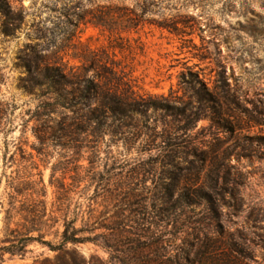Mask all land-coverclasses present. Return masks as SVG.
<instances>
[{
    "label": "rangeland",
    "instance_id": "374dc122",
    "mask_svg": "<svg viewBox=\"0 0 264 264\" xmlns=\"http://www.w3.org/2000/svg\"><path fill=\"white\" fill-rule=\"evenodd\" d=\"M8 2L24 22L14 36L0 33V247L32 228L58 247L65 221H74L89 241L61 250L29 242L23 254L0 252V264H192L195 251L188 261L182 253L191 233L185 217L160 220L150 205L168 145L179 139L191 152L188 159L204 168L202 179L214 160L231 152L229 162L246 182L243 209L230 212L226 234L242 230L249 238L253 259L240 264H264V158L256 157L260 146L244 139L264 135V0ZM29 46L44 59L42 67L77 77L85 70L90 78L116 74L140 96L174 110L148 111L126 142L101 144L93 165L86 144L79 151L51 140L40 146L37 113L52 109L54 95L47 86H32L24 67L32 59ZM222 70L239 106L198 105L193 88L200 81L214 91ZM189 100L199 108L190 124V110L183 108ZM214 106L229 129L212 121Z\"/></svg>",
    "mask_w": 264,
    "mask_h": 264
},
{
    "label": "trees",
    "instance_id": "16d2710c",
    "mask_svg": "<svg viewBox=\"0 0 264 264\" xmlns=\"http://www.w3.org/2000/svg\"><path fill=\"white\" fill-rule=\"evenodd\" d=\"M0 16L3 19L0 33L5 36H14L24 22L22 11L14 10L8 0H0ZM28 48L32 51V59L24 67L32 75V86H47L54 95L53 104L49 106L52 109L37 113L41 125L34 129V134L40 146L51 140L56 147L79 151L80 146L86 144L85 148L90 153L89 164L93 165L99 159L101 144L108 146L115 141L126 142L128 135L138 129L140 120L147 116L148 111L172 113L174 110L164 102L154 103L140 96L120 77L116 78V74L112 78L106 74L90 78L87 77L88 70H85L83 76L77 77L61 67H42L44 59L36 53L34 46ZM97 79L101 80L98 82ZM198 84L201 87L193 88L192 94L198 105H218L223 101L225 104L239 106L225 71L217 74V85L212 92H208L202 82L198 81ZM26 89L33 91L31 87ZM183 104L184 111L190 110L189 124L196 121L199 108L194 109L191 100ZM211 109L217 116L216 106ZM61 110L71 115H65ZM51 115H58L59 118L50 119ZM260 116H264L263 111H260ZM212 121L222 129H229L227 122L220 120L219 116ZM262 123L264 121L260 120ZM229 131L233 132L231 129ZM106 136L110 137L108 143H105ZM244 139L250 142V147L260 146V153H256V157L264 158V135ZM168 146L170 152L163 161V171L153 181L154 197L150 204L152 214L155 218L172 222L185 217L183 225L189 227L191 233L184 241L186 249L182 253L188 261V253L195 251L192 264H240L241 259L252 260L248 248L249 238L245 232L241 230L226 234L225 220L230 212L237 214L243 209L240 193L246 182L243 174L230 164L231 152L226 150L222 159L214 160L202 179L204 168L188 159L191 152L187 151L188 146L184 140L172 141ZM134 204L140 206L139 213L145 211L140 202ZM204 223L212 232L202 227ZM73 225L74 221H65L62 242L58 247L45 242L40 230L32 228L15 240L16 243L0 247V252L23 254L29 242H39L52 250H61L68 243L76 245L89 241L88 238L79 237L83 230H76ZM35 231L39 232L37 237L29 236Z\"/></svg>",
    "mask_w": 264,
    "mask_h": 264
}]
</instances>
